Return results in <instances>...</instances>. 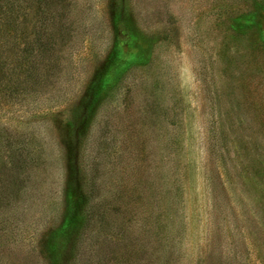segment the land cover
<instances>
[{
    "label": "rangeland",
    "instance_id": "1",
    "mask_svg": "<svg viewBox=\"0 0 264 264\" xmlns=\"http://www.w3.org/2000/svg\"><path fill=\"white\" fill-rule=\"evenodd\" d=\"M0 264H264V0H0Z\"/></svg>",
    "mask_w": 264,
    "mask_h": 264
}]
</instances>
